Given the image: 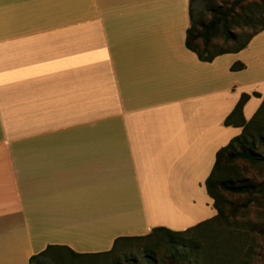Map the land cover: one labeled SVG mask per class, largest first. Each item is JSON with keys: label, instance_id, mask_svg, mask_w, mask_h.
<instances>
[{"label": "crops", "instance_id": "0c3cea01", "mask_svg": "<svg viewBox=\"0 0 264 264\" xmlns=\"http://www.w3.org/2000/svg\"><path fill=\"white\" fill-rule=\"evenodd\" d=\"M189 26V0H0V264L216 215L204 183L264 100V31L204 62Z\"/></svg>", "mask_w": 264, "mask_h": 264}, {"label": "trees", "instance_id": "16d2710c", "mask_svg": "<svg viewBox=\"0 0 264 264\" xmlns=\"http://www.w3.org/2000/svg\"><path fill=\"white\" fill-rule=\"evenodd\" d=\"M194 0H189V17L190 26L186 31V47L196 53L199 60L210 62L215 57L225 54L238 52L246 47L252 37L264 31V22H259V16L264 13V0L260 3L246 2L247 0H233L238 10L231 8L224 11L222 8L212 10L213 16L209 22L196 21L194 19L191 4ZM242 23V24H241ZM249 27V32H234L233 29L240 26ZM240 35H245V38L236 42V38ZM217 37H223L233 43L232 47L223 48L217 47L212 43V40ZM201 46V47H200ZM242 64L235 63L231 69L240 70ZM258 96L257 93H253ZM249 99V95L242 94L237 102L233 112L225 119L224 124L229 125L235 116L240 115L242 107ZM242 132L230 140V142L220 148L215 154V162L213 168L205 180V189L208 196L213 200V206L216 210V215L208 220L200 222L193 227L183 231H172L162 227H156L145 236L135 237H119L114 241L112 248L108 252L99 254H79L67 247L48 246L45 251L30 259V264H34L39 258L48 255L50 251L68 252L75 258L113 256L117 245L123 241H132L140 239H153L155 237L156 244L162 245L166 249V258L159 263L154 262L155 259L148 254L145 256L148 264H191L190 258L193 256L196 263L206 256V252H215L221 244H225L230 250L235 251L239 256L234 264H251L249 262L250 254L253 251L252 245L256 235H264V229H257L252 224L237 220V215L240 214V207L228 203L231 208L227 211V202L223 197L222 192H227L232 195H247L251 199L242 204V208H246L251 202L264 201V184L260 183L257 186L248 179L234 178L228 176L230 168L235 161L242 160L248 162L252 166H264V158L261 157L256 149V142H260L264 146V100L261 105L247 123L241 122ZM252 197L254 200H252ZM215 224L219 227L216 230L220 235L221 230L224 231L222 237H214L210 247L203 246L200 243L199 236L203 228ZM247 225L248 229H244ZM249 225V226H248ZM218 238V240H217ZM185 239V241H183ZM187 241V243H186ZM189 245V250L181 248V245ZM193 244V245H192ZM150 260V261H149Z\"/></svg>", "mask_w": 264, "mask_h": 264}, {"label": "rangeland", "instance_id": "374dc122", "mask_svg": "<svg viewBox=\"0 0 264 264\" xmlns=\"http://www.w3.org/2000/svg\"><path fill=\"white\" fill-rule=\"evenodd\" d=\"M246 2H255L260 3V0H247ZM193 11L194 19L196 21H202L207 23L213 16L212 10L217 8H222L224 11H228L231 8L238 10L239 7H236L233 3V0H194L191 4ZM259 22H264V13H262L259 18ZM242 24V23H241ZM234 32H249L250 28L245 26H240L239 28L233 29ZM245 38V35H240L236 38V42H239ZM212 43L217 47L229 48L233 46V43L226 38L217 37L212 40ZM201 47V46H200ZM252 50H256L259 54V59L261 63H264V35H262L255 43L252 45ZM251 66L256 62L250 61ZM252 70V68L250 69ZM256 149L258 150L261 157L264 158V146L260 142H256ZM228 176L248 179L256 186L260 183L264 184V166L257 165L252 166L248 162L237 160L230 168V173ZM224 199L227 202V211L231 208L228 206V203L240 207V214L237 215V220L242 221L243 223L247 222L252 224L257 229H264V201L262 202H251L244 209L242 204L248 203L249 197L247 195H232L227 192H222ZM252 200L253 197H252ZM153 207V204H150ZM180 209L184 210V206L180 203H176ZM159 214L163 219H174L173 206L170 203L158 204ZM154 207L152 209V212ZM154 213V212H153ZM249 226V225H248ZM219 227H215V224L211 226L204 227L199 236L201 245L210 247L213 242L214 237H222L224 231L221 230L220 235L218 234ZM244 229H248L247 225H244ZM255 241L252 245L253 251L250 254L249 262L251 264H264V235H256ZM217 238V240H218ZM155 237L153 239H140L132 241H123L117 245L114 250L113 256H101V257H86V258H75L70 255L68 252L60 251L53 252L50 251L48 255L43 256L38 259L34 264H148L146 260V255L153 257L154 262L159 263L164 261L166 258V249L164 246L156 244L155 246ZM185 241V239H183ZM187 243V241H186ZM193 245V244H192ZM225 245V244H224ZM223 244L215 252H206V256L198 261V264H234L236 259L239 257L235 251L230 250L228 247H225ZM182 250H189V245H181ZM150 261V260H149ZM191 264H195V258L191 256Z\"/></svg>", "mask_w": 264, "mask_h": 264}]
</instances>
